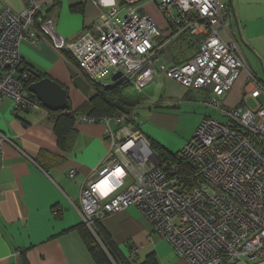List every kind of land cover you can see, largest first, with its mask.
Wrapping results in <instances>:
<instances>
[{
	"label": "built area",
	"instance_id": "built-area-1",
	"mask_svg": "<svg viewBox=\"0 0 264 264\" xmlns=\"http://www.w3.org/2000/svg\"><path fill=\"white\" fill-rule=\"evenodd\" d=\"M125 15L115 2L98 34L85 30L68 40L58 33L54 19L44 15L42 0L26 8L0 10V102L10 97L14 109H33L37 100L26 89L28 73L22 70L20 45L49 43L61 53L68 50L92 82L120 76L142 90L154 77L155 65L167 41L156 20L127 0ZM156 1V0H155ZM222 0H158L174 25V37L189 33L202 37L199 51L182 65L166 70L169 77L188 88L209 89L207 105L224 121L206 117L180 151L185 164L161 161L144 136L134 113L114 117L118 131L108 128L111 148L93 176L85 181L79 212L83 224L102 241L97 223L110 214L137 206L158 234L167 239L188 264H264V94L261 82L228 32L221 16ZM178 7L183 15L175 16ZM230 33V32H229ZM176 39V38H175ZM246 72L248 89L240 104L221 102ZM258 102L253 108L249 99ZM109 123V119H106ZM9 137L0 132V143ZM76 170L70 172L75 177ZM130 179V181H129ZM5 191L0 187V198ZM137 255L132 249L131 257Z\"/></svg>",
	"mask_w": 264,
	"mask_h": 264
},
{
	"label": "crops",
	"instance_id": "crops-1",
	"mask_svg": "<svg viewBox=\"0 0 264 264\" xmlns=\"http://www.w3.org/2000/svg\"><path fill=\"white\" fill-rule=\"evenodd\" d=\"M29 1L0 0V10L11 7L21 11ZM42 1L46 4L44 15L54 19L57 32L68 40L79 37L86 29L98 34L95 26L102 23L112 9L101 4L100 0ZM104 1H114L119 14L124 11V15L125 7L129 5L127 0ZM144 1L136 3L140 12L145 9ZM155 2L158 6V0ZM236 7V0H222L220 15L224 17L228 32L225 29L220 31L221 34L223 31L228 33L229 41L234 40L243 53ZM172 13L175 16L183 15L178 7L172 9ZM162 14L166 18L163 24L153 18L164 35L159 38V43L167 41V46L160 52L153 80L142 90L131 85L136 92L126 91L139 96L140 102L125 112L135 114L149 142L155 143L161 150L178 154L203 119L213 117L206 103L212 93L209 89L188 88L167 75L166 70L171 66L182 65L196 55L202 37L189 33L174 37L175 27L170 17L167 13ZM233 16L239 36L232 24ZM242 20L246 29L254 25L257 31L263 33L264 10L255 18L246 17ZM178 42H184L188 48H192L189 56L180 61L170 49L175 48ZM20 51L23 67L50 77L67 89L70 107L64 110H80L94 95L95 88L68 50L59 53L45 41L35 45L24 40ZM245 75L242 72L233 88L221 98L222 104L228 107L240 104L249 85ZM256 76L264 83L259 75ZM185 101L205 107H200L201 113L191 134L178 140L182 115L174 109H183ZM37 102L39 105L36 108L17 111L12 98L7 97L0 102V132L9 137V140L0 143V187L5 191L4 197L0 198V264H26L25 258L28 264H96L84 238L78 206L85 181L93 176L94 170L111 148L112 139L108 128L118 131L119 126L115 124L114 117L121 113L102 117L86 113L77 115L74 132L64 146L55 130L56 111ZM140 109H143L142 113ZM140 116L145 119L141 120L143 123L140 122ZM73 169L76 170L75 177L70 176ZM100 226L114 248L122 256L134 261V264L144 261L151 253L155 254L158 264H188L171 243L156 232L137 206L132 205L108 215L100 221ZM134 248L137 249V255L131 257Z\"/></svg>",
	"mask_w": 264,
	"mask_h": 264
},
{
	"label": "trees",
	"instance_id": "trees-1",
	"mask_svg": "<svg viewBox=\"0 0 264 264\" xmlns=\"http://www.w3.org/2000/svg\"><path fill=\"white\" fill-rule=\"evenodd\" d=\"M69 58L72 59L71 56ZM21 69L26 70L28 73V78L26 80V89L28 90L29 85L38 80L36 76L37 71L27 67H21ZM40 77L42 78L44 76L41 75ZM90 83L95 87L96 91L94 95L85 102L80 110H59L54 112L57 115L55 130L59 136L61 145L65 146L70 136H72L77 115L82 113L95 117L115 115L131 110L140 102L139 96L126 93L127 88L132 85L130 82L104 84L102 82L90 81ZM33 97L39 101L35 95H33ZM39 103L42 105L40 101ZM150 145L161 161L171 159L177 160L181 164L186 165L184 159L180 156V153L173 154L161 150L152 142H150ZM82 230L88 248L94 257L96 264H134V261L122 256L118 250L114 248L109 238L101 230L100 221L98 222V231L104 244H101L96 236L83 223ZM25 263L28 264L26 258ZM138 264H158V262L155 254L151 253L144 261Z\"/></svg>",
	"mask_w": 264,
	"mask_h": 264
},
{
	"label": "rangeland",
	"instance_id": "rangeland-1",
	"mask_svg": "<svg viewBox=\"0 0 264 264\" xmlns=\"http://www.w3.org/2000/svg\"><path fill=\"white\" fill-rule=\"evenodd\" d=\"M153 2H148V0L144 1L145 9L142 10L141 12L152 15L156 20L160 21V23L162 24L165 23L166 18L164 17V14H162V11L158 8L157 3L155 1ZM236 3L238 6L236 7L237 9L236 13L238 16L237 20L240 25V33L243 39V41H241V44H243L242 45L243 53L252 70L257 75H259V77L262 80H264V30L263 33H260L259 31H257L254 25H249V27L246 29L245 22L242 20V18H246V17H254V18L257 17L260 14V11L264 10V0H236ZM119 15L123 17L124 11H121ZM240 15H242V18ZM232 24L237 30V35L239 36L236 25V19L234 16L232 19ZM162 31L164 32V30ZM222 36L226 41H229L228 33H225L223 31ZM170 49L171 52H173L174 56H176L178 61L186 59L192 50V48H188L186 44H184V42H178V45L175 48L171 47ZM157 68H159V66H157ZM245 73L246 72H243L244 75ZM112 81H113L112 77L110 76L104 78L102 80V83L104 84L111 83ZM127 91L136 92L134 87H129ZM259 99L264 103V94ZM249 104L253 108H256L258 106V102L251 98L249 99ZM200 107H205V106L199 105L197 103H193L192 101H185L183 109H180L179 107L177 109H174L175 111L180 112L182 115V121L179 126V132L177 135L178 140L183 139L187 134L188 135L191 134V132L193 131V129L197 124V118L201 113ZM207 109L211 111L214 118L224 121V116L220 113L218 109L213 107L210 108L208 107ZM139 112L142 113L143 109H140ZM141 120L145 121V119H143V117L140 116V122L143 123ZM193 135L194 134L191 135L190 139L193 137ZM186 144L187 142L184 143V145L181 147L180 150H182Z\"/></svg>",
	"mask_w": 264,
	"mask_h": 264
},
{
	"label": "water",
	"instance_id": "water-1",
	"mask_svg": "<svg viewBox=\"0 0 264 264\" xmlns=\"http://www.w3.org/2000/svg\"><path fill=\"white\" fill-rule=\"evenodd\" d=\"M38 80L31 83L28 90L36 95L38 100L52 111L69 109L68 91L58 81L50 77H40L36 74ZM120 73L114 74L113 79H117Z\"/></svg>",
	"mask_w": 264,
	"mask_h": 264
},
{
	"label": "bare ground",
	"instance_id": "bare-ground-1",
	"mask_svg": "<svg viewBox=\"0 0 264 264\" xmlns=\"http://www.w3.org/2000/svg\"><path fill=\"white\" fill-rule=\"evenodd\" d=\"M122 82H128L127 80H123ZM122 82H120V83H122Z\"/></svg>",
	"mask_w": 264,
	"mask_h": 264
}]
</instances>
